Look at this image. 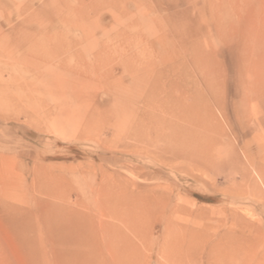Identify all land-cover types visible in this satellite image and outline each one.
<instances>
[{
    "label": "rangeland",
    "instance_id": "1",
    "mask_svg": "<svg viewBox=\"0 0 264 264\" xmlns=\"http://www.w3.org/2000/svg\"><path fill=\"white\" fill-rule=\"evenodd\" d=\"M214 1L0 0V264H264V93L236 82L264 69V43H239L264 37V0ZM227 9L241 24L222 35ZM205 38L221 107L181 49ZM150 91L206 102L203 125L178 123L190 155L148 128Z\"/></svg>",
    "mask_w": 264,
    "mask_h": 264
},
{
    "label": "bare ground",
    "instance_id": "2",
    "mask_svg": "<svg viewBox=\"0 0 264 264\" xmlns=\"http://www.w3.org/2000/svg\"><path fill=\"white\" fill-rule=\"evenodd\" d=\"M215 1H217V0H215ZM214 1V2H215ZM227 1H229V0H227ZM232 1V0H231ZM231 1H229V2H231ZM219 2V1H218ZM225 2H226V0H222V2H220V5L222 4V3H224V5H225ZM227 3V2H226ZM241 3V2H240ZM215 4L216 3H214V6L213 7H216L215 6ZM227 4H229V3H227ZM222 7V6H221ZM223 8V7H222ZM218 10H216V12H217ZM227 11H229V9H227L226 10V12L225 11H223V13H222V16H221V18L220 17H218L217 16V14H216V16L218 17V18H220L219 20L217 19V17L215 18V19H217L216 21H215V23H216V26L217 27H219V28H221L220 30H222L221 31V33H222V35H223V33L225 34V31L223 32V28H226V26H229V27H231V30L232 31H230V29H229V32L231 33H233L235 30H236V28L238 29V31H239V26L238 25H240L241 24V21L237 18V19H235V20H231V21H227V18H229L228 17V15H229V12H227ZM218 13V15H219V11L217 12ZM220 15H221V13H220ZM214 17V16H213ZM238 17V16H237ZM241 20H243L242 18H241ZM227 22H229V24L230 25H226V23ZM214 23V24H215ZM246 23H247V21H246ZM244 24H245V22H244ZM255 24V23H254ZM256 25V24H255ZM247 26V25H246ZM258 26V25H257ZM259 27V26H258ZM241 28H243V27H241ZM195 29V28H194ZM244 29V28H243ZM257 29V28H256ZM250 30V29H249ZM238 31H237V33H238ZM243 31H245V30H243ZM163 32V31H162ZM207 32V31H206ZM227 32V31H226ZM258 32V31H257ZM202 33V32H201ZM221 33H220V36H221ZM230 33H227V34H230ZM164 36L162 37V39H161V42L165 45V47L167 46V47H171V52H172V54H170V52H169V54H167L166 56H162V60L163 61H167V60H169V59H171L173 56L174 57H177V55H178V53L180 52H177V50L176 49H174L172 46V43L170 44V41H168L167 39V37H166V35H165V33H162ZM205 34H207V33H205ZM204 33H203V35H205ZM226 34V35H227ZM245 35H243V34H241V37L239 38V40H240V42L239 43H241V45L243 44L244 46H246V47H248V45L249 44H251L252 46H256V47H258L257 45H261V44H263L264 43V37L262 36V35H256V34H253L252 33V35L250 34V32H249V34L250 35H246L247 33H244ZM161 35V34H160ZM232 35V34H231ZM232 36H234V35H232ZM238 36V35H237ZM163 38H164V40H163ZM207 38H209V37H207ZM219 38H222V37H219ZM225 38V37H224ZM227 38H228V36H227ZM230 38H231V36H230ZM203 39V42H205L204 41V38H202ZM206 39V38H205ZM223 39V38H222ZM195 40V39H194ZM206 40H208V39H206ZM209 40H210V38H209ZM208 40V44L206 43H204L205 44V46L207 47L208 46V48H211V49H205V50H203V47H202V49L200 50L199 48H198V43H197V41L196 42H190V43H188V44H186V42H183L182 43V51L185 53V55L187 54V56H186V58L185 59H187V62H189V63H191L192 65H194V67L196 68V73L194 72H192L193 73V75H194V77H191V78H188L189 79V82H190V86L192 87V88H194V89H192V91H195V83L197 82V81H201V83H202V85H203V90L204 91H202L207 97H209V99L211 100V101H213V103L216 105V106H218V107H221L222 106V91H220V90H217V88H216V86L218 85V83H220L221 81V79H222V77L221 76H219V74L218 75H216L215 73L213 74V73H211L210 71H209V68H208V66L210 65V67H211V62H212V60H211V62L208 64V66L207 65H205L206 64V62L208 61V59H207V61L206 62H204V64L202 63V58L203 57H205L206 58V56H208L209 58L211 57V56H213L214 54H216V51H217V49L216 50H213V48L215 47L214 45H209V41ZM212 40V39H211ZM225 41H227V40H224V44H225ZM160 42V41H159ZM160 42V43H161ZM199 42V41H198ZM160 43H158L159 45L158 46H160L161 44ZM174 43V42H173ZM176 43V42H175ZM211 43V42H210ZM203 44V45H204ZM239 45V44H238ZM161 46H163V45H161ZM235 46H237V44H235ZM243 46V48H245ZM164 47V50L166 49ZM178 47V49H180L179 48V46H177ZM205 47V48H206ZM222 47V46H221ZM261 47V46H260ZM263 47H264V45H263ZM238 48V47H237ZM250 48H251V46H250ZM199 49V50H198ZM221 49V48H220ZM254 49H255V47H254ZM261 49H262V47H261ZM240 50V49H239ZM243 50V49H242ZM247 50H249V49H247ZM246 51V50H245ZM259 51V50H258ZM161 52H162V50H161ZM163 53V52H162ZM166 53V52H165ZM182 53V52H181ZM222 53V52H221ZM238 53H239V51H238ZM248 53V52H247ZM262 53H264V51L262 52ZM174 54V55H173ZM244 54H246V53H244ZM243 54V55H244ZM163 55H165V54H163ZM260 55H262V54H260ZM203 56V57H202ZM239 56V55H238ZM247 56V55H246ZM245 56V57H246ZM250 56V55H249ZM263 56V55H262ZM183 57V56H182ZM236 57H237V55H236ZM248 57V56H247ZM247 57H246V59H244V60H247ZM251 57V56H250ZM261 57V56H260ZM213 58H215V57H213ZM249 58V57H248ZM252 58V57H251ZM212 59V58H211ZM237 59V58H236ZM241 59H243V57L241 58ZM240 59V60H241ZM258 59H260V61L263 59V57H261V58H258ZM215 60H216V58H215ZM240 60H239V62H240ZM249 60H250V58H249ZM248 60V61H249ZM255 60V59H254ZM183 61H184V58H183ZM182 61V62H183ZM204 61H205V59H204ZM210 61V60H209ZM256 61V60H255ZM263 61V60H262ZM215 62V61H214ZM219 62V61H218ZM179 63V62H178ZM177 63V64H178ZM181 63V62H180ZM216 63V62H215ZM214 63V64H215ZM241 63V62H240ZM244 63V62H243ZM249 63V62H248ZM252 64L254 63L253 61L251 62ZM263 63V62H262ZM187 64V63H186ZM217 64V63H216ZM237 64H238V62H237ZM242 64V63H241ZM247 64V63H246ZM245 64V65H246ZM260 64V63H259ZM185 65V64H184ZM196 65V66H195ZM243 65V64H242ZM249 65V64H248ZM251 65V64H250ZM256 65H257V63H256ZM189 66V65H188ZM216 66V65H215ZM244 66V65H243ZM241 67L242 68V70H243V68L244 67H246V66H244V67ZM255 66V65H254ZM260 66H264V65H260ZM177 67H178V65H177ZM185 67V66H184ZM183 67V68H184ZM221 67V66H220ZM219 67V68H220ZM248 67V66H247ZM251 67V66H250ZM259 67V66H258ZM173 68V67H172ZM191 68V67H190ZM215 68V67H214ZM216 68H217V66H216ZM237 68H239V65H238V67ZM253 68H255V67H253ZM177 69H182V66L181 67H179V68H177ZM186 69V68H185ZM184 69V70H185ZM189 69V68H188ZM245 69V68H244ZM148 70H150V67H149V69ZM211 70V69H210ZM241 70V69H240ZM242 70H241V72H242ZM247 69H245V70H243L244 72H242L240 75H241V77L239 78L238 76V78L239 79H237L236 80V82L238 83V84H242L243 82L246 84V91H243L244 92V94L245 95H248V94H253V96H254V94H257V95H262L263 93H264V69H263V71L262 72H260V71H256V70H258L257 69V67H256V70H253V69H248V71H246ZM250 70V71H249ZM261 70H262V68H261ZM135 71V70H134ZM186 71V70H185ZM215 71H216V69H215ZM136 72V71H135ZM145 72V71H144ZM142 73L141 75L140 74H136V75H134L135 77L133 78V79H138V81H140L141 83H140V85H143V84H145L146 82H148V77L151 75V73L150 74H148V73ZM217 72H219V71H217ZM238 72V71H237ZM247 73V74H246ZM134 74V73H133ZM188 74V73H187ZM238 74V73H237ZM189 75V74H188ZM138 76H140V77H138ZM219 76V77H218ZM223 76V75H222ZM220 77H221V79H220ZM244 84V85H245ZM243 84H242V86H244ZM241 86V85H240ZM223 88V87H222ZM221 89V88H220ZM242 89V88H241ZM222 90V89H221ZM224 91V90H223ZM153 92V91H152ZM151 91L150 92H147L146 93V95L143 97V99H144V101L146 102V107L147 108H144V109H141L140 110V114H144V115H148L149 114V118L147 119V118H145V122H146V124H147V126H148V128H156V126H160V127H162V126H167L168 128H170V131L168 132V134H167V137H163L164 138V141L163 142H165V140H167V141H171L172 143L169 145V146H171L172 144H173V142L175 143V142H177V147H176V143H175V146L174 147H176L177 149H179V151H181L182 153H183V155H190V151H189V143H188V145H187V142L189 141L188 139L186 140L184 137H186V138H188L189 137V139H190V137H191V134H190V132H189V130H187V129H184V128H182V127H180L179 126V122L180 121H183L184 123H188V125H203V121L204 120H202V118H204L203 116H202V112L204 113V112H206L205 114L206 115H208V111H206V110H208V107H207V104H206V102L205 101H197V99H202L201 97H199V95H198V93H192L191 95H188L189 97H187V95L185 94V93H183L182 94V96L181 97H179V98H177V99H174V98H172V97H169V100H158V99H156V97L154 96V93H152ZM250 94V95H251ZM198 97V98H197ZM245 97V96H244ZM248 97H251V96H248ZM248 97H246V98H248ZM135 99V98H134ZM251 99V98H250ZM152 101V102H151ZM258 107V105H255V107ZM155 107V108H154ZM253 108V110H252V108H251V114H252V111H253V113L254 114H252V116L253 115H255V114H257L258 113V115H260L259 113L261 112L260 111V109L259 108ZM154 109H158L157 111L159 112V115H157L155 112H154ZM131 110V109H130ZM204 110V111H203ZM137 111H139V110H134V112L135 113H137ZM132 112H133V110H132ZM133 112V113H134ZM167 115L168 117L166 118L164 115ZM134 115V114H133ZM138 115V114H137ZM131 117V116H130ZM129 117V118H130ZM208 117V116H207ZM254 118H256L255 116H253ZM136 118V117H135ZM258 118V117H257ZM262 118V117H261ZM131 119V118H130ZM137 119V118H136ZM205 119V118H204ZM255 120V119H254ZM257 120V119H256ZM255 120V121H256ZM139 121V120H138ZM135 122H137L136 120H135ZM144 122V121H143ZM142 122V123H143ZM145 122H144V124H145ZM139 123V122H138ZM137 123V125H139ZM142 123L140 124L141 126V128L142 127H144V126H142ZM260 123V122H259ZM134 124V123H133ZM145 124V125H146ZM136 126V125H135ZM190 127V126H189ZM188 127V128H189ZM133 128L134 129H132V130H134V134H132V135H134V136H136L135 134H136V132L138 131V130H136V128H137V126H136V128L133 126ZM139 128V127H138ZM154 128V129H155ZM136 130V131H135ZM143 130H144V128H143ZM157 130V129H156ZM132 132V131H131ZM131 132H130V134H131ZM139 132H140V129H139ZM139 132H137V133H139ZM143 134H144V131H141ZM133 133V132H132ZM142 133H141V135H142ZM156 133H157V131H156ZM155 133V134H156ZM140 134V133H139ZM139 134H137L138 136H139ZM155 134H153L154 135V138L156 139V136H157V139H158V136L159 135H155ZM159 134V133H158ZM140 135V136H141ZM146 135V134H145ZM153 137V136H152ZM151 137V138H152ZM159 137H162L161 135L159 136ZM151 138H150V140L148 139L147 140V143H148V141L150 142L151 141ZM145 139H146V136H145ZM153 139V138H152ZM160 139H162V138H160ZM159 140V139H158ZM186 140V141H185ZM155 141V140H154ZM157 141V140H156ZM162 141V140H161ZM152 142H153V140H152ZM151 143V142H150ZM168 143V142H167ZM167 143H166V145H167ZM149 144V143H148ZM165 145V146H166ZM173 146V145H172ZM167 147V146H166ZM171 147H169L168 149L169 150H171L170 149ZM176 148H174L175 150H177ZM192 148V147H191ZM166 150H167V148H166ZM180 153V152H179ZM179 155V154H178ZM57 224V223H56ZM55 224V225H56ZM70 224H73V223H70ZM54 225V226H55ZM77 225V224H76ZM53 226V227H54ZM70 225L68 224V227H69ZM72 226V225H71ZM70 226V227H71ZM57 227V226H56ZM66 227H67V225H66ZM70 227H69V229H70ZM73 227H75V224H73ZM59 228V227H58ZM65 230H67V228L65 229ZM74 230V229H73ZM72 230V228L70 229V231H73ZM70 233V232H69ZM74 233H75V231H74ZM70 234H72V233H70ZM68 235H66V237H67ZM65 237V238H66ZM64 238V237H63ZM64 238V239H65ZM71 238V237H70ZM62 239V238H61ZM68 239H69V236H68ZM71 239H73V238H71ZM71 239H70V242H71ZM79 239V238H78ZM58 240L60 241V238H58ZM63 240V239H62ZM61 240V241H62ZM66 240V239H65ZM74 240H76V239H74ZM74 240H72V241H74ZM80 240V239H79ZM78 240V241H79ZM69 241V240H68ZM77 241V242H78ZM81 241V240H80ZM63 243H64V241H62ZM76 242V243H77ZM66 243V242H65ZM74 243V242H73ZM81 243L82 244H84L82 241H81ZM75 244V243H74ZM76 245H78V244H76ZM80 245V244H79ZM80 260V259H79Z\"/></svg>",
    "mask_w": 264,
    "mask_h": 264
}]
</instances>
